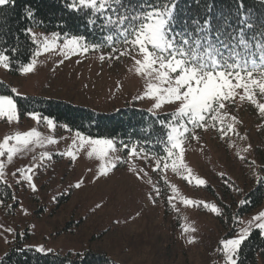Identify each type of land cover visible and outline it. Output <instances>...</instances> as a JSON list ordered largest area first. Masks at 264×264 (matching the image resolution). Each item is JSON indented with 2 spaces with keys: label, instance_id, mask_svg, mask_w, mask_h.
Here are the masks:
<instances>
[{
  "label": "rangeland",
  "instance_id": "obj_1",
  "mask_svg": "<svg viewBox=\"0 0 264 264\" xmlns=\"http://www.w3.org/2000/svg\"><path fill=\"white\" fill-rule=\"evenodd\" d=\"M30 30L37 45L30 61L35 60V71L11 75L9 68L0 65V80L18 92L13 93L14 99L55 98L100 113L126 107L155 115L178 111V104L169 103L154 109V100L145 96L146 79L135 72L134 59L142 60L143 56L118 37L113 35L115 43L107 41L102 46L90 45L83 38L87 52L69 51L63 47L66 38L81 37ZM53 34L59 37L57 46L45 51L42 42L45 37L52 39ZM254 78L264 80L259 74ZM254 91L257 103H264V94L258 88ZM236 92L235 103L226 102L223 110L228 114L224 120L227 134H222L219 122L216 127L209 121L206 128L194 129L189 124L190 131L181 141L182 152L174 150L172 157L166 155L169 144L159 156L138 144L120 146L115 139L60 131L53 119V126H49L50 118L43 123L37 113L39 119L32 115L21 119L19 112L13 122L0 118V144L6 136L30 130L38 131L43 141L21 149L11 162L7 161L6 148L5 157H0L4 163L1 180L12 193L7 201L0 197V260L19 246L45 255L106 254L116 264H225L220 242L235 236L264 211L263 202L239 218L235 205L227 208L233 196L225 186H237L244 192L264 179V115L247 99H239L243 89ZM228 124L235 131L229 130ZM82 137L112 140L116 150L105 159L96 154L89 157L91 145ZM11 146H15L14 140L6 147ZM132 148L137 149L136 155L131 154ZM69 151L75 153V159L66 155ZM113 161L117 166L100 175L101 166ZM30 164L41 165L32 173L35 191L23 180L22 170ZM186 177H191V183ZM197 178L206 184L198 186ZM77 182L79 188L75 187ZM169 197H173L171 204ZM184 199L195 200L198 206L185 205ZM204 203L216 205L221 215L203 207ZM185 227L195 231L185 232ZM40 247L45 251H38ZM259 264L264 262L259 260Z\"/></svg>",
  "mask_w": 264,
  "mask_h": 264
},
{
  "label": "snow or ice",
  "instance_id": "obj_2",
  "mask_svg": "<svg viewBox=\"0 0 264 264\" xmlns=\"http://www.w3.org/2000/svg\"><path fill=\"white\" fill-rule=\"evenodd\" d=\"M10 3H14V0H0V6ZM177 3L178 0H139L134 6L125 5V0H71L69 3L70 8L89 9L91 14L102 17V28L113 32L121 42L143 56L142 60L134 59L135 72L146 79L145 96L154 100V109L161 108L165 103L179 105L178 111L171 114L172 122L167 125L169 129L167 142L170 145L167 157H172L174 150L180 149L182 152L181 141L184 134L190 131L189 124L194 129L206 128L209 121L216 127V123L219 122L220 131L226 135L224 120L228 114L223 110L226 102L235 103L237 88L243 89V95H240L239 99L241 101L247 99L255 105L261 115H264V103H257L254 91L258 88L260 93L264 94V80L254 78V74L264 78V28H258L251 15L243 12V0H237L241 13L235 25L229 18L221 17V24L215 27L211 15L203 19L197 16L191 21H178ZM211 11L212 6L206 8L209 14ZM26 14L29 17L33 15L30 9L26 10ZM91 23L95 24L96 20H91ZM178 23L184 27L177 28ZM32 38L35 39L34 36ZM58 39L56 34H53L52 39L45 37L42 42L43 49L55 50ZM106 39L115 43L113 35H108ZM82 41V37L66 38L63 47L69 51L79 49L87 52L89 49ZM124 54L126 53H121ZM10 63L11 59L7 54H0V65L7 69ZM35 63V60L27 63L22 72L24 74L34 72ZM11 92L18 94L16 89H11ZM17 114L18 108L13 96L0 94V118L13 122L17 120ZM31 115L35 119L40 118L34 113ZM230 118L233 122L237 120L235 116ZM185 120L187 123L178 122ZM47 123L53 126L51 119ZM227 128L235 131L232 124H228ZM40 137L41 134L36 130L6 136L0 144V157H5L7 152V161L11 162L14 154L21 149H27L32 144H42ZM81 139L91 145V150L87 153L89 157L96 154L99 158L105 159L110 152L116 150L112 140L87 137ZM12 140L15 141V146L6 147ZM131 154L136 155L137 149L132 148ZM66 155L76 158L72 151ZM44 156L50 159L47 153ZM39 166L41 165L30 164L22 170L23 180L29 182L34 191L36 189L32 183V173ZM116 166L115 161L104 164L100 168V175H107L109 168L114 169ZM159 166L158 163L157 167ZM163 167L168 168V163L165 162ZM172 167L176 168L175 161L172 162ZM132 171L136 174L135 169ZM3 177L4 163L0 161V179ZM186 179L191 183V177ZM195 182L198 186L206 184L202 178H197ZM80 186V182L75 184L76 188ZM156 195H159L158 189ZM172 199L173 197H169L170 204ZM182 202L185 205L198 206L192 199H184ZM202 206L221 215L220 209L214 204L204 203ZM253 230H259L264 234V211L254 216L235 236L220 242L225 264H238L241 246ZM184 231H195V228L185 227ZM189 242H194V239H190ZM38 251L44 252L45 249L40 247Z\"/></svg>",
  "mask_w": 264,
  "mask_h": 264
},
{
  "label": "trees",
  "instance_id": "obj_3",
  "mask_svg": "<svg viewBox=\"0 0 264 264\" xmlns=\"http://www.w3.org/2000/svg\"><path fill=\"white\" fill-rule=\"evenodd\" d=\"M71 0H14V3L0 6V52L10 59L11 75L20 74L22 68L31 61L37 45L33 41L30 28L56 32L65 37L79 36L90 45H104L108 35H116L102 28L103 18L91 14L89 9L75 10L69 7ZM139 0H125V5H136ZM212 6L209 14L206 8ZM30 9L32 17L26 14ZM243 12L250 14L258 28H264V0H243ZM241 9L237 0H178L176 16L178 21H191L199 16L203 19L211 15L213 26L221 24V17L229 18L235 25ZM95 19L96 23H91ZM177 28L184 27L178 23ZM191 27V24L188 25ZM0 94L12 95L11 87L0 80ZM21 119L37 113L43 123L53 119L60 131L80 132L94 138L115 139L122 145L138 144L148 152L162 156L168 146V123L171 114L155 115L147 110L126 107L111 113H100L90 108L77 106L55 98L38 96H15ZM264 170V167L262 168ZM264 179L240 191L237 186H225L233 196L230 207H237L239 218L258 209L264 202ZM11 190L0 179V197L7 201ZM240 204L237 205V200ZM231 213V212H230ZM239 222V221H238ZM236 229H234L235 231ZM264 262V234L253 230L240 249L238 264H259ZM0 264H116L106 254L90 252L84 256H62L41 254L33 249L19 246L11 248Z\"/></svg>",
  "mask_w": 264,
  "mask_h": 264
}]
</instances>
